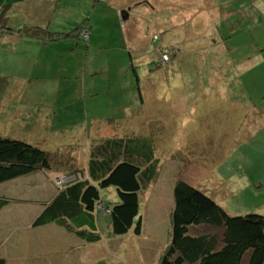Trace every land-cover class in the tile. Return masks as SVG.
I'll use <instances>...</instances> for the list:
<instances>
[{
  "label": "rangeland",
  "instance_id": "rangeland-1",
  "mask_svg": "<svg viewBox=\"0 0 264 264\" xmlns=\"http://www.w3.org/2000/svg\"><path fill=\"white\" fill-rule=\"evenodd\" d=\"M153 1L159 8L146 4L121 11L113 0H91L86 8L79 0L76 7L87 10L89 26L94 25L90 31L99 39L88 41L80 34L78 41L59 46L56 55L50 50V59L37 70L35 61L27 63L16 55L10 62L0 60V137L40 146L51 154L53 166L63 167L70 145L83 157L86 141L94 136L116 132L134 137L151 126L163 146L160 152L167 149L162 157L168 158L174 137L182 151H189V158L178 163L160 159L163 183L172 187L179 179L200 188L231 215L264 216V131L258 137H238L235 120L238 116L243 122L244 112L234 104L216 106L222 88L233 89V78L239 75L245 91L233 100L246 106V99L254 98L264 114V0ZM213 10L218 15L207 25ZM122 13L128 17L125 21ZM184 25L192 26L189 41L180 28ZM172 29L176 31L168 32ZM136 35L142 45L132 43ZM221 37L228 45L211 44ZM133 45L136 51L130 52ZM162 53L170 61L161 66ZM211 83L217 89H207ZM41 116H47L43 126ZM160 190L140 196V236L132 231L113 236L109 215L99 212L106 247L98 258L91 248L85 264H156L165 248L172 204L169 187ZM117 201L114 188L101 191L103 208ZM7 239L8 234L0 245ZM54 244L51 240L49 247L54 249ZM68 246L73 245L65 240L61 262L73 264L67 261L72 258ZM40 259L39 264H48V251L42 250Z\"/></svg>",
  "mask_w": 264,
  "mask_h": 264
},
{
  "label": "trees",
  "instance_id": "trees-1",
  "mask_svg": "<svg viewBox=\"0 0 264 264\" xmlns=\"http://www.w3.org/2000/svg\"><path fill=\"white\" fill-rule=\"evenodd\" d=\"M3 11L0 10V32L4 30L1 25ZM80 28L61 34L32 26L17 34L55 42L82 30L86 32V28ZM162 54L167 55L169 62V55ZM135 79L138 83L136 74ZM206 88L213 89L211 85ZM138 90L141 97L140 87ZM124 134L115 132L108 136L110 138H97L91 143L86 172L69 170L66 176H74L75 180L56 187L57 194L45 205L33 226L53 223L92 244L99 242L101 237L93 229L91 215L106 212L113 236H126L131 231L135 236L142 234L140 196L148 193L156 182L165 150L160 152L162 147L151 126L143 127L134 137ZM175 155L170 161L178 163L184 161L180 159L189 158L188 151ZM51 169L47 152L21 140L0 137V184ZM108 188H114L118 201L100 210L101 191ZM171 193L167 240L165 248L160 255L158 253L156 264H264V216L256 213L231 215L200 188L179 179L173 183ZM10 202L0 198V209ZM84 225L88 230H79ZM0 264H7L6 260L0 258Z\"/></svg>",
  "mask_w": 264,
  "mask_h": 264
},
{
  "label": "crops",
  "instance_id": "crops-1",
  "mask_svg": "<svg viewBox=\"0 0 264 264\" xmlns=\"http://www.w3.org/2000/svg\"><path fill=\"white\" fill-rule=\"evenodd\" d=\"M91 0H83V6L86 8L89 6ZM101 1V0H100ZM112 1V0H111ZM118 6V10L130 11L131 6L137 5H154L153 7H158L157 3L153 0H113ZM161 2L163 0H157ZM79 0H0V10H4V18L2 20L3 31L0 32V60L1 61H11L13 55L19 56L24 59L25 62L29 63V60L36 62L34 66L37 69H41L44 64L48 62L50 58L47 54L50 50H55V55L58 52L59 46L63 49L65 45L73 39L78 41L81 38V32L75 33L72 37L61 38L55 42H47L41 40H34L22 37L17 34L23 28L26 27H41L45 28L50 32L54 33H70L77 27L81 26V30L86 28L88 41L97 38L95 32H91V28L94 29L93 23L89 22L86 17L88 12L86 9L80 10L76 7ZM111 3V2H110ZM210 4V2H207ZM206 3V4H207ZM255 6L256 3L254 2ZM159 8V7H158ZM190 12L185 13L187 17ZM192 13L197 15L196 9ZM211 17L207 19V25L213 23L212 15H218L217 11L213 10L211 12ZM128 19V17H127ZM187 20V19H186ZM253 22L255 18H252ZM89 28V30H88ZM184 28L188 36L185 40L189 41L190 37L194 34L191 28L188 26H180ZM9 30V32H8ZM88 30V31H87ZM176 29L169 30L168 32H175ZM192 33V34H189ZM198 35H201L200 33ZM156 36V35H153ZM196 37V35H195ZM128 40V37H126ZM227 39V38H226ZM222 37L218 41H211L213 46L228 45ZM126 42H129L127 41ZM130 43V42H129ZM136 45H142L143 39L139 35H136L132 41ZM130 52H135L136 47H130ZM53 53V60L54 58ZM245 56H240L239 60H243ZM204 59V58H203ZM43 63V64H42ZM42 64V65H41ZM250 64L245 65L249 67ZM35 70V71H36ZM239 74V72H237ZM234 88L228 85L226 88H222L220 95L217 96L216 106L223 108L226 104H234L233 106L242 110L244 112V120L240 122L238 116L235 120V125L237 126V132L245 137H258L261 132L264 131V114L257 110V105L254 104L252 99H246V106H240L237 100H233V97H237L241 91H245L241 83L239 82L240 76L236 75L234 78ZM211 88L216 87V83H211ZM153 89V85H151ZM231 91L234 93L231 95ZM154 93V91H151ZM149 100L152 97L148 98ZM233 100V101H232ZM47 116H41L39 123L43 126L45 124V119ZM247 126V129L244 127ZM114 134V132H113ZM107 136V135H106ZM97 138L103 137H92L91 140L86 141V147L84 148L83 157L79 154L76 155V150L74 146H69V153L67 157L62 159L65 160L63 167L53 166L50 171H38L36 173L19 177L9 182L0 184V198L11 201L2 209H0V243L4 235L8 234V241H5L0 245V258L6 260L7 264H24L25 261L32 262L34 264H39L41 262L40 254L42 250L48 251V264H64L61 262L64 249L63 244L66 241L71 242L73 246H68L71 250L72 258L67 261H74L73 264H85L84 258H90V249L92 248L97 258L100 257L99 252L106 247V242H103V237L99 229V215L93 213L91 216L94 218V231L100 234V241L97 243H87L81 240L74 234L67 233L63 228L57 226L56 224L50 223L47 225L35 227L33 226L34 221L44 210L45 205H47L51 199L57 194V188L53 184V177L56 175H66L70 169L78 170L82 169L86 172L87 162H88V152L91 147V143L95 142ZM107 138H110L107 136ZM112 138V137H111ZM175 138V137H174ZM175 142L174 146H170L169 152H167L168 158L173 156L176 157V153L182 152L181 148H184L179 144V140ZM70 139V138H69ZM40 149V146L34 145ZM163 147V146H161ZM62 148V147H61ZM43 150V149H42ZM66 150V149H64ZM167 150V149H165ZM45 151V150H43ZM189 152V151H188ZM51 154H49L50 157ZM63 155V154H62ZM81 157V158H80ZM166 159V157H165ZM172 159V158H171ZM173 160V159H172ZM173 162V161H171ZM177 163V162H175ZM164 163H161V168L159 169V176L154 183L152 189H157L158 191L165 190L169 187L171 191V186L167 183H163L162 176L165 171L163 167ZM87 173H85L86 175ZM238 182V180L236 181ZM163 193V192H162ZM161 194V192H160ZM172 204L169 205L167 217ZM99 213V212H98ZM254 213V212H250ZM110 229V228H109ZM79 230H88L87 225L82 226ZM7 232V233H6ZM111 232V231H110ZM51 240L55 242L54 249L49 247ZM37 243V244H36ZM36 245V246H35ZM39 248V250L37 249ZM63 250V252L61 251ZM28 252V253H27ZM30 253V254H29ZM18 256L17 260H13L14 256ZM32 257V258H30ZM34 257V259H33ZM96 258V259H97ZM52 260V261H51ZM44 264V263H41Z\"/></svg>",
  "mask_w": 264,
  "mask_h": 264
},
{
  "label": "built area",
  "instance_id": "built-area-1",
  "mask_svg": "<svg viewBox=\"0 0 264 264\" xmlns=\"http://www.w3.org/2000/svg\"><path fill=\"white\" fill-rule=\"evenodd\" d=\"M81 34L83 35L84 39H87V33L85 31H82ZM155 39V36L153 37ZM168 60L167 55H161L160 64L164 65ZM75 180L74 176H66V175H56L53 177L52 181L55 187L60 188L66 183H69L71 181ZM100 210H103V207H99Z\"/></svg>",
  "mask_w": 264,
  "mask_h": 264
},
{
  "label": "water",
  "instance_id": "water-1",
  "mask_svg": "<svg viewBox=\"0 0 264 264\" xmlns=\"http://www.w3.org/2000/svg\"><path fill=\"white\" fill-rule=\"evenodd\" d=\"M123 13H122V20L125 21L127 19V16H123Z\"/></svg>",
  "mask_w": 264,
  "mask_h": 264
},
{
  "label": "clouds",
  "instance_id": "clouds-1",
  "mask_svg": "<svg viewBox=\"0 0 264 264\" xmlns=\"http://www.w3.org/2000/svg\"><path fill=\"white\" fill-rule=\"evenodd\" d=\"M82 31H84V30H82ZM82 31H81V32H82Z\"/></svg>",
  "mask_w": 264,
  "mask_h": 264
}]
</instances>
